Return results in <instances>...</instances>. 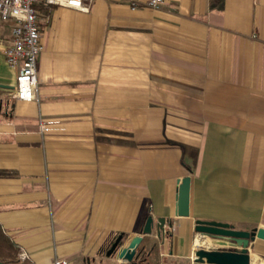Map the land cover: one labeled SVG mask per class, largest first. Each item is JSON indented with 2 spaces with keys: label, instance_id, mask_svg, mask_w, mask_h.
Returning <instances> with one entry per match:
<instances>
[{
  "label": "crops",
  "instance_id": "1",
  "mask_svg": "<svg viewBox=\"0 0 264 264\" xmlns=\"http://www.w3.org/2000/svg\"><path fill=\"white\" fill-rule=\"evenodd\" d=\"M38 10L30 101L13 96L11 23L0 21V226L27 259L119 264L105 246L150 215L168 233L146 245L207 264L194 261L196 219L264 228V0ZM186 175L189 215L178 217ZM249 252L264 264V240Z\"/></svg>",
  "mask_w": 264,
  "mask_h": 264
},
{
  "label": "water",
  "instance_id": "2",
  "mask_svg": "<svg viewBox=\"0 0 264 264\" xmlns=\"http://www.w3.org/2000/svg\"><path fill=\"white\" fill-rule=\"evenodd\" d=\"M190 180L188 175L179 180L175 216L189 215ZM165 223V217H159L155 222L152 216H147L138 234L127 236L120 233L105 255L114 256L119 264H149L147 256L152 248L146 250V241L153 232L156 238H161L164 235ZM194 231L202 238L210 239L213 244H196L194 261L207 264H250V243L256 239L264 240L263 227L243 230L222 221L196 219ZM0 264L3 263L0 261Z\"/></svg>",
  "mask_w": 264,
  "mask_h": 264
},
{
  "label": "built area",
  "instance_id": "3",
  "mask_svg": "<svg viewBox=\"0 0 264 264\" xmlns=\"http://www.w3.org/2000/svg\"><path fill=\"white\" fill-rule=\"evenodd\" d=\"M132 9L145 6L160 9L165 0H121ZM92 0H0V21L10 22L9 39L4 47L5 62L17 68L14 84L16 99L30 101L35 97L36 61L43 50L39 31V6H63L88 11ZM47 124H41V130L47 131ZM19 259H27V254L20 251ZM53 264H68V260L55 257Z\"/></svg>",
  "mask_w": 264,
  "mask_h": 264
},
{
  "label": "trees",
  "instance_id": "4",
  "mask_svg": "<svg viewBox=\"0 0 264 264\" xmlns=\"http://www.w3.org/2000/svg\"><path fill=\"white\" fill-rule=\"evenodd\" d=\"M19 252V245L0 226V261L3 264H33L29 259H19Z\"/></svg>",
  "mask_w": 264,
  "mask_h": 264
},
{
  "label": "rangeland",
  "instance_id": "5",
  "mask_svg": "<svg viewBox=\"0 0 264 264\" xmlns=\"http://www.w3.org/2000/svg\"><path fill=\"white\" fill-rule=\"evenodd\" d=\"M107 247H108V244L105 246V248L107 249ZM152 247H154V251L153 252L150 251V255L147 256L148 257L149 264H174V262L170 263V262H168L165 259L167 256L164 257V256H160L159 255V250H158L159 248H158V244H157V241H156L155 238H152L148 242V244L146 246V250L149 251L150 248H152ZM105 250L103 252V255L105 254ZM110 257H112V256H110ZM105 261H107V260H105ZM108 264H116V263L109 260Z\"/></svg>",
  "mask_w": 264,
  "mask_h": 264
},
{
  "label": "bare ground",
  "instance_id": "6",
  "mask_svg": "<svg viewBox=\"0 0 264 264\" xmlns=\"http://www.w3.org/2000/svg\"><path fill=\"white\" fill-rule=\"evenodd\" d=\"M196 241H197V243H200L202 245H210V244H212L211 240L210 239H206V238H202V239L197 238Z\"/></svg>",
  "mask_w": 264,
  "mask_h": 264
},
{
  "label": "flooded vegetation",
  "instance_id": "7",
  "mask_svg": "<svg viewBox=\"0 0 264 264\" xmlns=\"http://www.w3.org/2000/svg\"><path fill=\"white\" fill-rule=\"evenodd\" d=\"M167 233H168V232L164 231V237L167 235ZM118 235H119V234H118ZM118 235L112 237V239H111V240L109 241V243H108V247H107V249H108V248L110 247V245L115 241V239L118 237ZM107 249H106V250H107ZM106 250H105V252H106ZM151 251H152V252L154 251V247H152Z\"/></svg>",
  "mask_w": 264,
  "mask_h": 264
}]
</instances>
